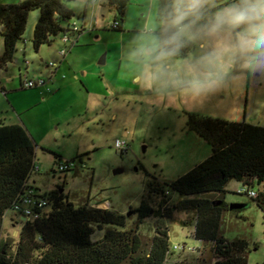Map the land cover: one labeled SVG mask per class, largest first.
<instances>
[{
    "label": "rangeland",
    "instance_id": "374dc122",
    "mask_svg": "<svg viewBox=\"0 0 264 264\" xmlns=\"http://www.w3.org/2000/svg\"><path fill=\"white\" fill-rule=\"evenodd\" d=\"M101 2L94 6L86 0L66 2L74 16L62 25L83 31L64 58L59 55L64 47L60 36L35 52L32 22L39 12L29 13L13 59L2 72L5 95L0 90V120L18 124L35 145L39 171L29 184L39 196L60 189L75 207L106 201L126 219L119 230L138 226L143 254L160 227L168 230L171 249L175 245L193 249L175 251L171 262L196 261L200 256L211 261L210 246L193 237V212H174L171 219L150 216L139 224L131 211L142 202L155 207L156 198L148 200L149 184L156 181L168 190L166 185L211 154L207 143L188 131L186 114L264 127V70L246 69V57L239 53L209 59L217 38L202 31L219 9L235 0L220 5L211 1L192 26L198 33L191 42L194 50L179 59L148 51L165 30L166 20L157 19L159 0H129L123 22L106 0ZM115 20L121 25L119 31L112 30ZM103 58L105 63L99 65ZM50 63L56 67L47 68ZM23 80L44 84L24 90L20 88ZM197 82L213 86L197 93ZM117 141L125 144L123 152L115 147ZM72 161V171L58 170L57 164ZM240 186L230 181L225 193L199 198H217L227 206L247 205L240 213H223L219 234L228 243L246 241L247 264H264V213L246 196L235 193ZM169 197L170 204L182 199L171 192ZM23 223L8 210L2 240L16 243ZM92 228L93 242L115 229L110 225Z\"/></svg>",
    "mask_w": 264,
    "mask_h": 264
},
{
    "label": "trees",
    "instance_id": "16d2710c",
    "mask_svg": "<svg viewBox=\"0 0 264 264\" xmlns=\"http://www.w3.org/2000/svg\"><path fill=\"white\" fill-rule=\"evenodd\" d=\"M70 1L74 0H25L18 4H0V37L3 42L0 69H5L12 61L30 12H39L32 33L35 52L43 45L50 46L55 37L70 32L69 26L62 25L74 16L66 6ZM211 1L220 5L226 0ZM128 4L129 0H106V5L116 10L120 22H123ZM170 4L171 0H159L158 20H166ZM166 36L165 30L159 32L158 44ZM161 50L157 48L159 55ZM193 50L194 46L186 43L175 54L165 57L184 58ZM0 90L5 95L4 90ZM186 116L188 131L207 143L210 156L166 185L168 190L156 181L149 184L148 200L155 197V207L142 202L131 214L137 215L140 224L150 216L171 219L174 212H193V237L210 246L211 261L200 256L196 261L171 262L174 256L171 255L167 262L169 232L160 227L156 229L147 253L143 254L138 226L119 230L126 224L123 215L111 208L93 207L102 203L75 207L60 189L43 197L49 206L38 213L36 219L22 224L16 243L12 239L2 240L5 213L11 210L13 202L37 171L35 145L25 130L17 124L7 125L0 121V264H247L244 257L246 241L228 243L219 234L223 213L229 211L226 203L217 198L199 197L201 194H223L230 181H237L255 189L256 197L250 200L264 213V127L193 114ZM170 192L182 199L170 204ZM92 225L99 229L102 225H110L115 229H108L100 240L93 242Z\"/></svg>",
    "mask_w": 264,
    "mask_h": 264
},
{
    "label": "clouds",
    "instance_id": "9594fccd",
    "mask_svg": "<svg viewBox=\"0 0 264 264\" xmlns=\"http://www.w3.org/2000/svg\"><path fill=\"white\" fill-rule=\"evenodd\" d=\"M210 3L211 0H171L165 25L167 36L160 44L153 40L149 53L159 47L161 56L173 55L186 43L195 41L198 33L192 31V26L204 16ZM202 31L208 37L217 38L216 48L209 59L239 53L246 57L243 65L246 69L253 72L264 70V0H235L219 9ZM233 33L234 39H231ZM225 35L230 39L225 40ZM212 86V82H197L194 89L199 93Z\"/></svg>",
    "mask_w": 264,
    "mask_h": 264
},
{
    "label": "built area",
    "instance_id": "2783aa9c",
    "mask_svg": "<svg viewBox=\"0 0 264 264\" xmlns=\"http://www.w3.org/2000/svg\"><path fill=\"white\" fill-rule=\"evenodd\" d=\"M89 4H97L99 1L103 0H86ZM112 30H118L120 28V23L118 21H114L111 25ZM70 32L66 31L62 35H60L61 42L63 43V49L59 51V55L61 57H65L68 53L67 50L71 49L74 44L77 41V37L80 35V33L83 31V29L76 27L75 25L69 26ZM56 65L50 63L47 65V68H55ZM43 81L36 83L32 81H20V88L24 90L33 89L38 86L43 85ZM115 147L120 151L123 152L125 144L122 142L117 141L115 144ZM75 167V163L72 162H66L64 164H60L57 168L59 171L65 172L73 169ZM36 171L38 172L39 169L36 165ZM237 195H244L247 196L249 199L256 197V191L246 185L241 183V186L239 189L236 190ZM49 206V202L47 199H44L43 197L39 196L37 189L33 187L32 185L28 184L26 188L21 192V194L16 198V200L11 205V211H13L15 214H17L20 218H24L27 221L36 219L38 217V213H41ZM6 215V213H5ZM5 218V216H4ZM178 251L180 253L182 252H192L193 249L187 248L186 246L181 245H175L173 248H170L169 255L167 262L169 261V257L171 255H174V252Z\"/></svg>",
    "mask_w": 264,
    "mask_h": 264
},
{
    "label": "crops",
    "instance_id": "0c3cea01",
    "mask_svg": "<svg viewBox=\"0 0 264 264\" xmlns=\"http://www.w3.org/2000/svg\"><path fill=\"white\" fill-rule=\"evenodd\" d=\"M25 0H0V4H18V3H21ZM102 5L105 4V2H101ZM94 6V5H93ZM83 16V15H82ZM38 19V17H37ZM37 19L35 18L34 22H32V27L33 25L35 26L34 23L37 22ZM33 20V19H32ZM36 21V22H35ZM34 29V28H33ZM121 29V25H120V28L119 30ZM3 53V45H0V56L2 55ZM4 71V69H0V81L3 82V79L1 80V77H2V72ZM0 88H2L3 90L5 89V85H1L0 84ZM5 92V91H4ZM1 121V120H0ZM18 125V124H17ZM210 156V154H207V156H204V158H202L203 160H199V162L197 164H195L194 166H192L190 169H192L193 167H195L196 165H198L199 163L203 162L204 160H206L208 157ZM31 185V184H30ZM241 185V183H240ZM237 190V189H236ZM236 190H235V193H236ZM255 190V189H254ZM241 196H244V195H241ZM247 197V196H246ZM248 198V197H247ZM249 199V198H248ZM250 200V199H249ZM93 207H96V208H102V209H107V208H111L108 204V202H104L102 204H100L99 206H93ZM104 207V208H103Z\"/></svg>",
    "mask_w": 264,
    "mask_h": 264
},
{
    "label": "water",
    "instance_id": "95a60500",
    "mask_svg": "<svg viewBox=\"0 0 264 264\" xmlns=\"http://www.w3.org/2000/svg\"><path fill=\"white\" fill-rule=\"evenodd\" d=\"M105 63V59H101L99 62V65H103ZM62 190H60V193L62 194ZM247 207V205H231L228 206V210L232 211V210H242L245 209ZM21 222H26V220L24 218H21Z\"/></svg>",
    "mask_w": 264,
    "mask_h": 264
},
{
    "label": "flooded vegetation",
    "instance_id": "af4514ba",
    "mask_svg": "<svg viewBox=\"0 0 264 264\" xmlns=\"http://www.w3.org/2000/svg\"><path fill=\"white\" fill-rule=\"evenodd\" d=\"M80 162H81V160L80 159H78Z\"/></svg>",
    "mask_w": 264,
    "mask_h": 264
}]
</instances>
